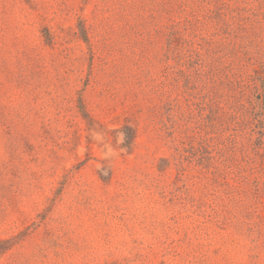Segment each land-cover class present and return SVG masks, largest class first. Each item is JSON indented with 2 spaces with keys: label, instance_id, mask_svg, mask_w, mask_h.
Listing matches in <instances>:
<instances>
[{
  "label": "rangeland",
  "instance_id": "obj_1",
  "mask_svg": "<svg viewBox=\"0 0 264 264\" xmlns=\"http://www.w3.org/2000/svg\"><path fill=\"white\" fill-rule=\"evenodd\" d=\"M0 264H264V0H0Z\"/></svg>",
  "mask_w": 264,
  "mask_h": 264
},
{
  "label": "trees",
  "instance_id": "obj_2",
  "mask_svg": "<svg viewBox=\"0 0 264 264\" xmlns=\"http://www.w3.org/2000/svg\"><path fill=\"white\" fill-rule=\"evenodd\" d=\"M127 132L125 133V138L127 140V143H129L133 139V133L131 128H126Z\"/></svg>",
  "mask_w": 264,
  "mask_h": 264
}]
</instances>
